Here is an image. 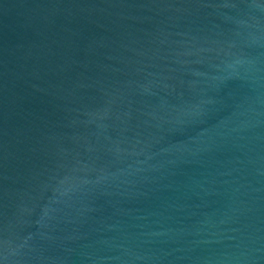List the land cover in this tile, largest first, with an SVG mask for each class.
<instances>
[{"label":"water","instance_id":"95a60500","mask_svg":"<svg viewBox=\"0 0 264 264\" xmlns=\"http://www.w3.org/2000/svg\"><path fill=\"white\" fill-rule=\"evenodd\" d=\"M0 264H264V0H0Z\"/></svg>","mask_w":264,"mask_h":264}]
</instances>
